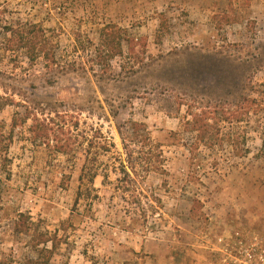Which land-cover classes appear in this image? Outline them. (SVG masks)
Returning a JSON list of instances; mask_svg holds the SVG:
<instances>
[{
  "label": "rangeland",
  "instance_id": "rangeland-1",
  "mask_svg": "<svg viewBox=\"0 0 264 264\" xmlns=\"http://www.w3.org/2000/svg\"><path fill=\"white\" fill-rule=\"evenodd\" d=\"M2 18L39 23L58 55L71 60L76 34L97 43L106 24L125 32L124 54L111 64L115 79L100 77L99 68L48 72L42 60L30 65L23 53L0 49V264H23L30 252L29 236L14 233L19 212L62 237L50 264H238L229 255L239 242L258 238L264 247V159L256 157L264 109L251 116L248 156H232L225 144L215 151L201 146V160L192 161L191 135L175 136L185 115L170 105L176 84L165 85L159 72H131L174 52L219 51L239 61H226L237 65L232 71L264 84V68L254 67L264 64V0H0ZM1 37L0 28V46ZM204 78V86L218 87L215 77ZM28 110L65 117L72 153L33 142L32 120L18 124ZM129 121L145 124L161 146L164 174L144 173L138 163L131 173L118 131ZM97 131L114 146L98 157L91 185L98 198L78 202L85 151L88 140H99ZM127 143L137 157L141 147ZM123 164L135 191L117 189Z\"/></svg>",
  "mask_w": 264,
  "mask_h": 264
},
{
  "label": "trees",
  "instance_id": "trees-1",
  "mask_svg": "<svg viewBox=\"0 0 264 264\" xmlns=\"http://www.w3.org/2000/svg\"><path fill=\"white\" fill-rule=\"evenodd\" d=\"M0 28L2 30L0 49L5 55L11 54L16 57L19 56V53H23L30 65H35L42 60V65L48 72L57 69L75 72L79 69L78 67L83 69L82 71L90 69L95 72V68H99L102 74L100 77L106 75L107 79H115L112 61L124 54L121 40L125 31L114 24H106L99 30L97 43L81 33L76 34L75 57L72 60L58 55L57 45L39 23L23 21L19 18L17 20L2 18L0 19ZM85 38H87L86 43L84 42ZM129 56L131 59H136L135 49L132 48L129 51ZM233 59L231 53L226 54L219 51L213 53L202 51L198 53L174 52L159 60H153L138 70L133 68L131 71L138 74L145 70L143 74L149 72L150 76L159 72L164 77L165 85L173 87L176 84L177 88H173V90L177 89L176 92L168 97L173 100L170 105L176 104L180 108L184 107L185 115L182 118L181 129L175 133V136L191 135L192 161L201 160L202 154L199 152L201 146L215 151L217 147L221 149L225 144L230 147L232 156L238 158L246 157L251 152L246 144L249 131L255 129L251 125V116L258 115L264 109V84H252L245 70L242 72L232 71L238 68L237 65L226 61L234 62L235 59ZM235 61L239 62L238 60ZM254 67L259 70L264 68V64H258ZM120 68L127 69L125 66ZM204 76H213L218 79L220 81H216L218 87L204 86L202 84L206 81ZM169 89H166L165 92H169ZM250 93L255 94V96ZM4 99L0 96V100ZM28 119L32 120L29 131L33 142L41 141L46 146H50V143L53 142L52 147L56 152L72 153L73 136L71 129L67 128L68 121L65 117L56 114L55 118H39L28 110L27 116L24 117V120L22 118L18 124H24L25 120ZM18 124L15 122L12 126ZM123 127L125 131H123ZM118 131L127 151L126 162L132 168L131 173L137 175L134 170L136 168L133 167L136 163L142 165V172L144 173L151 170L165 173L161 146L153 143L145 124L129 121ZM97 135V139L101 141L88 140V148L85 151L87 164L82 168V174L79 178L81 184L77 194L78 202L82 198L88 200H92L94 197L98 198L97 194H93L96 191L95 188L91 186L98 175V157L100 151L110 152V146H114L99 131H97ZM8 139L12 140L11 134ZM127 140L141 147V150L137 152V157H134ZM256 157L257 159H264V142H262ZM117 159L121 161V158L118 157ZM117 159L116 161H118ZM218 162L219 160L213 158L211 165L217 167ZM121 171L123 177L117 179L119 183L117 189L122 190V192L135 191V181L124 164ZM34 226L35 223L28 214L18 213L14 222V233L29 236L27 247L30 252L24 256L23 264H50L55 251L62 243V237H59L58 234L52 235L50 232Z\"/></svg>",
  "mask_w": 264,
  "mask_h": 264
},
{
  "label": "built area",
  "instance_id": "built-area-1",
  "mask_svg": "<svg viewBox=\"0 0 264 264\" xmlns=\"http://www.w3.org/2000/svg\"><path fill=\"white\" fill-rule=\"evenodd\" d=\"M229 256L237 258L238 264H264V247L258 238H255L249 245L239 242L235 253Z\"/></svg>",
  "mask_w": 264,
  "mask_h": 264
}]
</instances>
